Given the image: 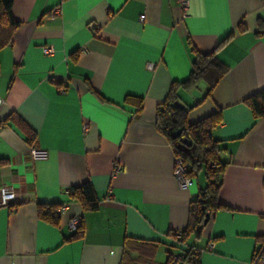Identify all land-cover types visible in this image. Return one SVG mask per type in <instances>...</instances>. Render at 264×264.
I'll use <instances>...</instances> for the list:
<instances>
[{"label":"crops","instance_id":"obj_1","mask_svg":"<svg viewBox=\"0 0 264 264\" xmlns=\"http://www.w3.org/2000/svg\"><path fill=\"white\" fill-rule=\"evenodd\" d=\"M12 12L20 26L0 49V193L15 198L0 205V264H121L127 238L160 241L164 263L160 249L178 245L207 182L179 188L174 149L155 125L171 84L190 74L193 48L229 67L210 97L205 81L179 91L191 123L217 110L223 119L214 135L224 208L193 245L200 264H252L264 242V118L245 99L264 88V0H189L185 16L177 0H13ZM128 96L143 98L140 115ZM88 180L96 211L71 196ZM40 203L67 206L59 224L40 219ZM74 216H83L76 237Z\"/></svg>","mask_w":264,"mask_h":264},{"label":"trees","instance_id":"obj_2","mask_svg":"<svg viewBox=\"0 0 264 264\" xmlns=\"http://www.w3.org/2000/svg\"><path fill=\"white\" fill-rule=\"evenodd\" d=\"M12 2L13 0H0V49L11 43L14 31L20 26V21L13 15ZM243 28L245 29L244 24H241L240 30L243 31ZM232 36L233 33L226 36L219 43L218 48ZM193 53L192 69L189 76L183 81H174L171 84L167 96L157 106L155 125L157 130L166 136L175 155L181 156L188 167V174L195 180L204 170L207 182L190 202L187 226L179 231V237L174 235L178 245H170L182 249L184 253L176 259L174 258L175 255L168 251L166 261L161 264H178L179 261L200 264L201 248L195 245L189 246L188 241L191 238H201L214 213L224 208L218 195L222 185L225 164L219 158L222 150L220 140L214 135L215 128L223 120L221 110L191 123L188 119L190 108L186 107L180 100L179 91L181 89L190 90L197 86L200 81H205L208 85L206 97H210L217 84L227 74L229 67L218 58L215 51L203 53L193 48ZM91 91L97 95L92 89ZM99 97L102 101L105 100L103 96L100 95ZM125 102L137 107L135 115L141 114L144 107L143 98L128 96ZM245 103L255 119L264 118V88L247 97ZM12 118L26 132L29 143H32L35 139V133L16 118ZM185 140L190 141L191 145L187 146ZM6 164H8L7 160L0 159V166ZM71 196L80 203L84 211H96L100 206L96 190L89 180L74 187ZM60 206L62 205L40 203L38 204V216L44 221L59 224L57 209ZM207 215L208 222L205 223ZM82 232L83 227L79 226L72 237L79 236ZM168 235H171V231L168 232ZM160 243V241L146 242L127 238L121 264H160L155 261V254Z\"/></svg>","mask_w":264,"mask_h":264},{"label":"built area","instance_id":"obj_3","mask_svg":"<svg viewBox=\"0 0 264 264\" xmlns=\"http://www.w3.org/2000/svg\"><path fill=\"white\" fill-rule=\"evenodd\" d=\"M177 1L180 3L182 9L184 10V16L187 15V11L189 8V0H177ZM53 13L55 14L59 13V9H54ZM52 52H53L52 47L49 46V47L44 48V53L50 54ZM153 66L154 65L151 63L147 65L149 69H153ZM83 129L85 132L88 131L89 129L88 122H84ZM47 154H48L47 151L43 149L32 148L31 150V155L34 159L46 158ZM120 170H121V166L116 164L114 171L117 172ZM174 177L178 183L179 188L182 190L188 189L190 185L194 182V179L188 174V167L186 166V164L184 163L180 155L175 156ZM14 198H15V194L13 191L3 190L0 193V205L8 206L10 204V201L14 200ZM66 209H67V206L62 205L57 209V212L64 213ZM82 221H83V216H74L68 221V227L71 230H76L79 226L82 225ZM175 234L176 236L179 237V232H176ZM213 247H214V243L209 242L207 245V249L208 248L211 249ZM175 258L177 259L179 257L177 256ZM252 264H264V242L259 247V249H257V251L255 252Z\"/></svg>","mask_w":264,"mask_h":264},{"label":"rangeland","instance_id":"obj_4","mask_svg":"<svg viewBox=\"0 0 264 264\" xmlns=\"http://www.w3.org/2000/svg\"><path fill=\"white\" fill-rule=\"evenodd\" d=\"M198 177L201 180V182H203V183L206 182V175H205V171L204 170L200 172ZM194 241H195V238H191L189 240V243H188L189 246H192ZM167 251L173 252L174 253L173 255H175L174 258L179 256V255H182L184 253V251L182 249H180V248H174L173 246H169V245L166 246V247L162 246V248L160 249V251L158 253L157 260L160 261V262L161 261L165 262L166 261V257H167V253H166ZM178 264H189V263H187L185 261H179Z\"/></svg>","mask_w":264,"mask_h":264},{"label":"water","instance_id":"obj_5","mask_svg":"<svg viewBox=\"0 0 264 264\" xmlns=\"http://www.w3.org/2000/svg\"><path fill=\"white\" fill-rule=\"evenodd\" d=\"M185 143L187 144V146L191 145V142L188 140H185ZM207 222H208V215H207V218L205 219V223H207Z\"/></svg>","mask_w":264,"mask_h":264}]
</instances>
